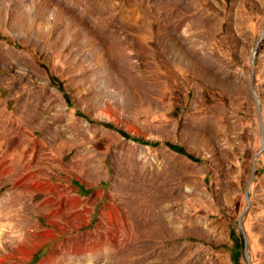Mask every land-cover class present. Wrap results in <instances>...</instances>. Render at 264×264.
Returning a JSON list of instances; mask_svg holds the SVG:
<instances>
[{
  "label": "rangeland",
  "instance_id": "374dc122",
  "mask_svg": "<svg viewBox=\"0 0 264 264\" xmlns=\"http://www.w3.org/2000/svg\"><path fill=\"white\" fill-rule=\"evenodd\" d=\"M9 201L0 264H264V0H0Z\"/></svg>",
  "mask_w": 264,
  "mask_h": 264
},
{
  "label": "water",
  "instance_id": "95a60500",
  "mask_svg": "<svg viewBox=\"0 0 264 264\" xmlns=\"http://www.w3.org/2000/svg\"><path fill=\"white\" fill-rule=\"evenodd\" d=\"M252 61H253V56L251 55L250 56V64L252 65ZM249 89H250V93H251V96L255 102V104H257V101L255 99V95H254V92H253V87H252V83L250 82V85H249ZM255 170V161H253V166H252V170L250 172V175H249V178H248V182L246 183V188H245V191H244V198H245V202H246V207L249 206V196H248V184H249V180L251 179L252 177V174ZM238 226L241 227V224H240V220H238ZM241 232H242V236H243V244H244V248H243V256L247 262V264H250L249 260H248V255H247V238H246V234L244 232V230L241 228Z\"/></svg>",
  "mask_w": 264,
  "mask_h": 264
},
{
  "label": "bare ground",
  "instance_id": "6f19581e",
  "mask_svg": "<svg viewBox=\"0 0 264 264\" xmlns=\"http://www.w3.org/2000/svg\"><path fill=\"white\" fill-rule=\"evenodd\" d=\"M24 211H26V208H21V207L17 208L14 205H12L11 202L9 201L8 203H6L5 206L1 207L0 219L14 222L20 218V216L22 215V213H24ZM1 244H5V241L1 242Z\"/></svg>",
  "mask_w": 264,
  "mask_h": 264
},
{
  "label": "trees",
  "instance_id": "16d2710c",
  "mask_svg": "<svg viewBox=\"0 0 264 264\" xmlns=\"http://www.w3.org/2000/svg\"><path fill=\"white\" fill-rule=\"evenodd\" d=\"M138 141V140H136ZM36 260V257H33L30 263H33Z\"/></svg>",
  "mask_w": 264,
  "mask_h": 264
}]
</instances>
